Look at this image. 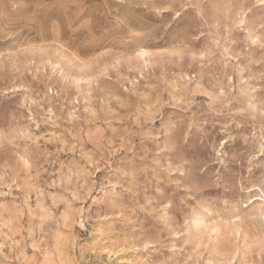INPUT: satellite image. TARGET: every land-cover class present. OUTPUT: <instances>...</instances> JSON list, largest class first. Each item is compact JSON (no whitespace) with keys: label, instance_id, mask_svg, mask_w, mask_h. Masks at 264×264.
I'll list each match as a JSON object with an SVG mask.
<instances>
[{"label":"rangeland","instance_id":"1","mask_svg":"<svg viewBox=\"0 0 264 264\" xmlns=\"http://www.w3.org/2000/svg\"><path fill=\"white\" fill-rule=\"evenodd\" d=\"M0 264H264V0H0Z\"/></svg>","mask_w":264,"mask_h":264}]
</instances>
